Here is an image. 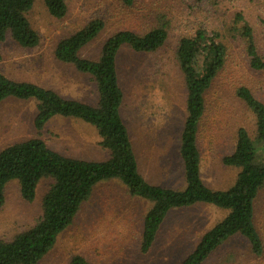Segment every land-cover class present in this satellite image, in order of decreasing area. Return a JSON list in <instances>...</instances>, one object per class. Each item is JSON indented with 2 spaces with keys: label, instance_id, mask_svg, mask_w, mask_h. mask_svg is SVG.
I'll use <instances>...</instances> for the list:
<instances>
[{
  "label": "rangeland",
  "instance_id": "obj_1",
  "mask_svg": "<svg viewBox=\"0 0 264 264\" xmlns=\"http://www.w3.org/2000/svg\"><path fill=\"white\" fill-rule=\"evenodd\" d=\"M64 17L52 16L42 0H35L27 18L38 34V43L22 47L9 35L0 43V71L11 79L29 81L53 89L66 98L97 103L95 83L73 65L57 60V42L92 19L104 23L97 36L79 55L97 59L105 39L121 29L143 33L167 23V37L154 52H135L123 46L117 54L119 83L123 90L121 117L128 128L139 170L150 183L175 189L184 187L178 152L185 118L186 90L176 59L181 37L198 28L216 31L226 47L223 68L204 95L205 111L199 125L200 175L211 188L225 189L238 169L223 164L233 150L236 132L244 127L255 135V118L236 96L247 86L264 102V71L251 69L238 32L235 14L241 12L253 28L259 54L264 58V0H66ZM36 102L6 98L0 103V150L7 145L38 137L62 155L85 160H105L96 129L78 119L54 116L37 132L33 127ZM50 178L37 185L35 198H22L16 180L6 184L0 206V239L10 240L30 228L41 215L42 197ZM150 202L131 197L117 180L99 182L82 203L72 223L53 247L35 264H70L75 254L92 264H178L201 235L225 210L196 204L171 209L163 220L148 253L139 250L141 224ZM254 221L264 247V189L254 204ZM233 254L231 256L230 254ZM203 264H264V250L253 256L240 238L220 246Z\"/></svg>",
  "mask_w": 264,
  "mask_h": 264
},
{
  "label": "trees",
  "instance_id": "obj_2",
  "mask_svg": "<svg viewBox=\"0 0 264 264\" xmlns=\"http://www.w3.org/2000/svg\"><path fill=\"white\" fill-rule=\"evenodd\" d=\"M35 0H0V43L7 35L22 47L38 43V34L27 13ZM48 12L62 18L67 12L66 0H42ZM130 5L133 0H122ZM233 28L244 43L249 66L264 71L253 28L241 12L235 14ZM264 24V21H263ZM101 19H92L75 32L61 38L54 49L57 60L69 63L95 83L97 103L92 105L66 98L53 89L29 81L9 78L0 71V103L9 97L36 102L33 127L41 131L54 116L71 117L93 126L100 145L108 151L105 160H85L62 155L38 137L15 142L0 150V206L4 190L16 180L22 198L32 201L43 178L51 182L41 202V215L30 228L10 240L0 239V264H35L55 244L58 235L68 227L93 188L102 181L117 180L131 197L151 203L141 224L139 250L148 253L163 220L171 209L196 204L225 210L226 214L209 227L195 247L178 264H203L220 246L240 238L253 256L264 247L254 221V204L264 189V102L245 85L236 88V96L255 118V135L239 127L233 150L223 155V164L238 169L234 182L225 189L211 188L200 175V151L197 136L205 111L206 91L223 68L226 47L216 31L198 28L191 36L181 37L176 59L186 90L185 118L179 135L178 152L182 163L184 187L175 189L148 182L139 164L120 109L123 90L119 83L117 54L123 46L135 52H154L167 37V23L149 27L143 33L121 29L103 42L97 59L79 55L80 49L102 30ZM2 56L0 53V60ZM233 256V254H230ZM70 264H92L75 254Z\"/></svg>",
  "mask_w": 264,
  "mask_h": 264
}]
</instances>
